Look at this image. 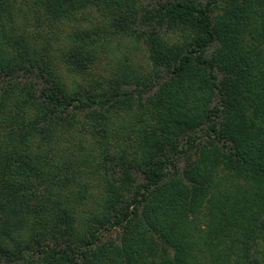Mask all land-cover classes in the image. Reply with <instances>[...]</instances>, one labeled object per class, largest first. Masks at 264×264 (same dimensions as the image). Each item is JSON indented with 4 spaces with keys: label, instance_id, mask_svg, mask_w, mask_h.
Listing matches in <instances>:
<instances>
[{
    "label": "trees",
    "instance_id": "1",
    "mask_svg": "<svg viewBox=\"0 0 264 264\" xmlns=\"http://www.w3.org/2000/svg\"><path fill=\"white\" fill-rule=\"evenodd\" d=\"M217 1L151 13L192 33L178 43L138 31V0H0V264H264V0ZM70 25L69 83L38 42ZM119 37L142 39L148 72L112 54ZM104 57L110 75L80 86Z\"/></svg>",
    "mask_w": 264,
    "mask_h": 264
},
{
    "label": "rangeland",
    "instance_id": "2",
    "mask_svg": "<svg viewBox=\"0 0 264 264\" xmlns=\"http://www.w3.org/2000/svg\"><path fill=\"white\" fill-rule=\"evenodd\" d=\"M176 0H138L139 7L141 10L139 20L137 23V28L139 32H148L149 30H156L160 32V34L166 38L167 40L171 42H178V43H189L191 42L192 38V33L189 30H183V29H177V30H172L168 27L165 28H159L158 25L156 24V20L154 19H147L148 17L151 16V13H154L156 10L159 9V6L166 4L167 2H172ZM196 2L197 4L200 5H205L209 0H192ZM225 3L223 0H218L216 4H214L212 7L214 9V15H217L221 13L222 8L224 7ZM29 18H31V24H33L36 20V16L31 17L28 15ZM77 26L83 27V28H88L90 26L89 23L86 21H79L77 23ZM71 25L67 26L64 30L63 33L60 35V39L57 41L55 39H52V34L53 30L47 29L44 31V36L43 40H40L38 42V45L42 49L41 54H45L46 48H50L48 46V39L50 40L49 42L51 43L52 48H54L53 53L55 55L54 57V66L56 69L60 70V73H62L63 76L70 81L73 80L72 77L66 76L65 70L60 68L61 64V55H62V48L60 47L61 44H63L64 41V34H68L71 31ZM32 29V28H31ZM30 30V29H29ZM31 31L28 32H32ZM142 34V33H140ZM110 46V51L113 52L112 54H117L118 56L125 57L128 59H131V63L134 64L135 68L146 73L148 70H150V65L148 64V53L146 50V47L140 39L137 42V47H134L132 42L129 40H123V37H119L118 39L113 38L112 42L109 44ZM214 47H210L207 50V55L210 56L212 53ZM109 57H104L100 62H97V64L94 67H91L90 70L87 72L88 75L84 76H77L75 79L77 82L80 84V86H85L88 87L90 90H95L98 86L92 80L94 78L96 79H103L105 76L110 75L109 71L112 68L113 64L109 62L110 58ZM40 83V82H39ZM208 131L207 130H200L197 134H194L192 136V140L190 143H187L186 140H184L181 144V150L179 154L174 155L170 157V162L173 164H169L168 169H167V175L168 176H173L175 174H180L183 172L186 163L189 159L194 158L196 155V151L198 147L202 144H205L208 140L207 138ZM145 183V181L140 180L138 185H142ZM208 211L207 209L203 210V213L201 215L202 221H207L208 220ZM121 234V230L118 227H110L107 230H102L98 233V237L100 240L105 241L108 239H113V240H118ZM264 249V242H260L259 245V250L262 251Z\"/></svg>",
    "mask_w": 264,
    "mask_h": 264
}]
</instances>
